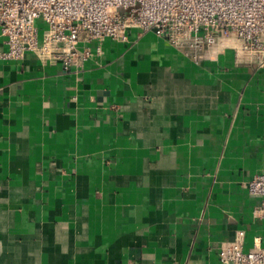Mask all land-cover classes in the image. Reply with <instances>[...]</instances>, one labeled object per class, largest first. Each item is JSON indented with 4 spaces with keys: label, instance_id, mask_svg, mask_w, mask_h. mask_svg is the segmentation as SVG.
<instances>
[{
    "label": "crops",
    "instance_id": "1",
    "mask_svg": "<svg viewBox=\"0 0 264 264\" xmlns=\"http://www.w3.org/2000/svg\"><path fill=\"white\" fill-rule=\"evenodd\" d=\"M80 71L0 59V264H220L264 247V69L152 32ZM7 50L0 35V53Z\"/></svg>",
    "mask_w": 264,
    "mask_h": 264
},
{
    "label": "built area",
    "instance_id": "2",
    "mask_svg": "<svg viewBox=\"0 0 264 264\" xmlns=\"http://www.w3.org/2000/svg\"><path fill=\"white\" fill-rule=\"evenodd\" d=\"M48 30L40 41L37 21ZM133 29L152 31L185 58H209L220 43H229L238 60L264 69V0H0V35L7 50L0 59L20 61L28 53L80 71L102 53L106 41L127 42ZM261 199L253 211L264 219V174L247 183ZM243 231L230 242L215 244L220 264H264V247L244 250Z\"/></svg>",
    "mask_w": 264,
    "mask_h": 264
},
{
    "label": "rangeland",
    "instance_id": "3",
    "mask_svg": "<svg viewBox=\"0 0 264 264\" xmlns=\"http://www.w3.org/2000/svg\"><path fill=\"white\" fill-rule=\"evenodd\" d=\"M36 25L39 30L40 41H42L45 33L48 30V25L42 18L37 21Z\"/></svg>",
    "mask_w": 264,
    "mask_h": 264
}]
</instances>
